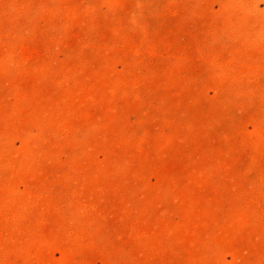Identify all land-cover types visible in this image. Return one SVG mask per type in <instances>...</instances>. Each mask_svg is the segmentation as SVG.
<instances>
[{"label": "rangeland", "instance_id": "obj_1", "mask_svg": "<svg viewBox=\"0 0 264 264\" xmlns=\"http://www.w3.org/2000/svg\"><path fill=\"white\" fill-rule=\"evenodd\" d=\"M0 264H264V0H0Z\"/></svg>", "mask_w": 264, "mask_h": 264}]
</instances>
